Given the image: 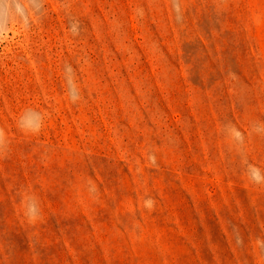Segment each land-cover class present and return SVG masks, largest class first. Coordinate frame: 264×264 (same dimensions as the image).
<instances>
[{
  "label": "rangeland",
  "instance_id": "374dc122",
  "mask_svg": "<svg viewBox=\"0 0 264 264\" xmlns=\"http://www.w3.org/2000/svg\"><path fill=\"white\" fill-rule=\"evenodd\" d=\"M0 264H264V0H0Z\"/></svg>",
  "mask_w": 264,
  "mask_h": 264
}]
</instances>
